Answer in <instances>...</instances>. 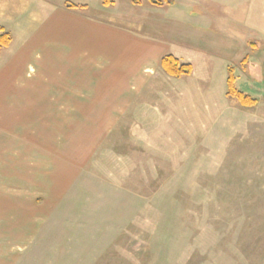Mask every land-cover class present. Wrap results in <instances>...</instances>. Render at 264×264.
<instances>
[{"label": "rangeland", "instance_id": "374dc122", "mask_svg": "<svg viewBox=\"0 0 264 264\" xmlns=\"http://www.w3.org/2000/svg\"><path fill=\"white\" fill-rule=\"evenodd\" d=\"M114 1H4L11 16L43 11L44 24L14 37L0 23L14 38L0 54V264H264V51L228 57L226 40L246 34L218 33L213 18L194 44L169 42L129 0ZM66 2L112 27L108 43L123 31L170 43L194 72H160L138 95L25 96L11 54L65 18ZM193 13L189 24H203ZM230 69L254 104L228 99Z\"/></svg>", "mask_w": 264, "mask_h": 264}, {"label": "crops", "instance_id": "0c3cea01", "mask_svg": "<svg viewBox=\"0 0 264 264\" xmlns=\"http://www.w3.org/2000/svg\"><path fill=\"white\" fill-rule=\"evenodd\" d=\"M4 1L0 0V11L5 14L0 15V23H12L14 37L28 32L27 36L29 31L33 30L31 28L38 26L39 29L44 24H41L44 21L43 11L17 12L11 16L9 12L5 13ZM175 2L173 6L162 8L167 9L166 14L169 16L163 20L166 22L164 25L160 24L159 19H155V12L150 13L151 10L143 6L137 7L140 13L147 15V22L143 24L145 29L147 28L148 32L152 30L154 34H161L160 37L169 42L187 41L194 44L199 39L198 35L202 34L197 27H203L210 23L207 18H213L217 28L225 26L226 32L246 34L242 40L240 35L235 34L226 40L228 57H235L237 52L245 54L250 50L249 42L258 46L257 52L264 51V0ZM187 12H195L193 14L197 15L200 21L203 20V24L191 26ZM61 13L66 17L59 14L52 16L51 22L40 31L36 40L18 45V49L11 54L10 60L13 62L10 64L14 70H18L19 79L25 83V96L36 94L41 97H83L90 96L93 91V96L120 97L127 95L131 90L138 95L148 88L160 72L163 73L161 60L164 56L180 57L172 52L170 43L137 40L135 36H130L124 31L121 42L108 43L107 37H113V28L109 25L91 22L85 17L75 15L76 12L70 9ZM150 14H153V19ZM75 20L83 26L76 29ZM48 30L50 34L44 38L43 34ZM203 31L212 34L211 31ZM222 32L223 30L219 29L218 33ZM92 35L98 36L99 41H88V37ZM80 37L82 41L77 40ZM83 39L86 40L83 42ZM261 74L264 75L263 68ZM31 87L39 93L32 92Z\"/></svg>", "mask_w": 264, "mask_h": 264}, {"label": "trees", "instance_id": "16d2710c", "mask_svg": "<svg viewBox=\"0 0 264 264\" xmlns=\"http://www.w3.org/2000/svg\"><path fill=\"white\" fill-rule=\"evenodd\" d=\"M106 7H110L115 4L114 0H102ZM145 0H129V2L135 7H141L144 5ZM154 7H169L176 4L175 0H147ZM66 9L75 10L82 8L83 6L77 5L75 3L66 2L64 4ZM13 36L10 31L6 30L4 27L0 26V53L5 49L9 48L13 43ZM251 49L258 50V46L254 42H249ZM247 61V58L245 59ZM161 69L163 72L174 78H182L191 76L194 72V67L192 64L182 62L178 57L174 55L164 56L161 60ZM237 79L234 76L233 69L228 70L227 77V92L226 95L228 99L232 101H237L241 106H250L254 104L253 98L236 88Z\"/></svg>", "mask_w": 264, "mask_h": 264}]
</instances>
